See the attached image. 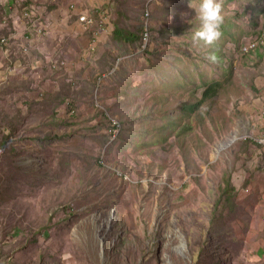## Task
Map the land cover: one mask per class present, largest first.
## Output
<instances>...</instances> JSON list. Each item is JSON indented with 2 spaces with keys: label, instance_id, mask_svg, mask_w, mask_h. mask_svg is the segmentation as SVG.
<instances>
[{
  "label": "rangeland",
  "instance_id": "1",
  "mask_svg": "<svg viewBox=\"0 0 264 264\" xmlns=\"http://www.w3.org/2000/svg\"><path fill=\"white\" fill-rule=\"evenodd\" d=\"M220 2L0 0V262L264 264V0Z\"/></svg>",
  "mask_w": 264,
  "mask_h": 264
},
{
  "label": "clouds",
  "instance_id": "2",
  "mask_svg": "<svg viewBox=\"0 0 264 264\" xmlns=\"http://www.w3.org/2000/svg\"><path fill=\"white\" fill-rule=\"evenodd\" d=\"M190 7L194 6L192 4ZM199 20V27L193 33V41H202L205 45H214L222 37V25L224 15L220 0H201L198 8H195ZM212 63L218 62L215 53L207 57Z\"/></svg>",
  "mask_w": 264,
  "mask_h": 264
},
{
  "label": "trees",
  "instance_id": "3",
  "mask_svg": "<svg viewBox=\"0 0 264 264\" xmlns=\"http://www.w3.org/2000/svg\"><path fill=\"white\" fill-rule=\"evenodd\" d=\"M173 31H174V35H175V33H177L178 36L182 35V33H183V32L181 31V28H179V27L175 28ZM212 91H213L212 86H208V87L203 91V93H202V97H201L199 103H201L202 101H204V99H205L206 97H208L209 94H210V92H212ZM194 107H195V105H194V106H193V105L190 106L191 109L194 108ZM227 185H229V181H228V180H227Z\"/></svg>",
  "mask_w": 264,
  "mask_h": 264
},
{
  "label": "built area",
  "instance_id": "4",
  "mask_svg": "<svg viewBox=\"0 0 264 264\" xmlns=\"http://www.w3.org/2000/svg\"><path fill=\"white\" fill-rule=\"evenodd\" d=\"M145 32V31H144ZM144 34V33H143ZM144 36V35H143ZM144 38H145V36H144ZM251 45H253V43L251 42V43H248V46H251ZM247 48V47H246ZM116 126V122H114V121H112L111 122V124H110V127L112 128V129H110L109 131H114V127Z\"/></svg>",
  "mask_w": 264,
  "mask_h": 264
},
{
  "label": "crops",
  "instance_id": "5",
  "mask_svg": "<svg viewBox=\"0 0 264 264\" xmlns=\"http://www.w3.org/2000/svg\"><path fill=\"white\" fill-rule=\"evenodd\" d=\"M179 37H182V35H180Z\"/></svg>",
  "mask_w": 264,
  "mask_h": 264
},
{
  "label": "water",
  "instance_id": "6",
  "mask_svg": "<svg viewBox=\"0 0 264 264\" xmlns=\"http://www.w3.org/2000/svg\"><path fill=\"white\" fill-rule=\"evenodd\" d=\"M0 264H3L2 262H0Z\"/></svg>",
  "mask_w": 264,
  "mask_h": 264
}]
</instances>
